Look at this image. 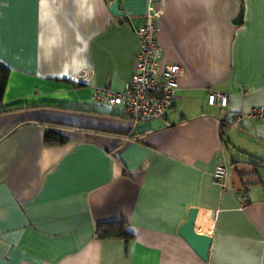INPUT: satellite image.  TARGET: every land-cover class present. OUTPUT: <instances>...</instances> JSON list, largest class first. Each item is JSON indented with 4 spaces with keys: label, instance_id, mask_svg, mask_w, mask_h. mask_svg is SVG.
<instances>
[{
    "label": "crops",
    "instance_id": "0c3cea01",
    "mask_svg": "<svg viewBox=\"0 0 264 264\" xmlns=\"http://www.w3.org/2000/svg\"><path fill=\"white\" fill-rule=\"evenodd\" d=\"M113 1L0 0V264H264V120L241 116L264 106V0ZM150 5L162 64L185 74L161 117L133 122L95 94L129 86ZM34 120L93 131L48 145ZM193 207L207 260L179 232ZM121 219L134 239L97 238Z\"/></svg>",
    "mask_w": 264,
    "mask_h": 264
},
{
    "label": "built area",
    "instance_id": "2783aa9c",
    "mask_svg": "<svg viewBox=\"0 0 264 264\" xmlns=\"http://www.w3.org/2000/svg\"><path fill=\"white\" fill-rule=\"evenodd\" d=\"M160 15V9L150 5L144 21L136 29L140 45L136 68L129 86L124 91L106 88L95 94L97 99L111 104L123 102L133 122L161 117L173 105L180 80L185 74V68L179 63L162 64L163 48L158 41ZM208 102L212 105L227 106L229 96L222 91L213 90L208 95ZM241 116L264 120V106L254 107ZM214 177L226 188L228 167L222 160L215 169Z\"/></svg>",
    "mask_w": 264,
    "mask_h": 264
},
{
    "label": "trees",
    "instance_id": "16d2710c",
    "mask_svg": "<svg viewBox=\"0 0 264 264\" xmlns=\"http://www.w3.org/2000/svg\"><path fill=\"white\" fill-rule=\"evenodd\" d=\"M9 68L0 62V114L4 112L3 100L5 95V90L7 87V82L9 78ZM39 122L42 125L47 126L45 143L48 145H60L68 141V137L63 134L59 129L63 128H74L77 127L81 130L93 131L89 128L82 126L69 125L59 122L45 121V120H34ZM121 136H127L132 138V133L121 134ZM243 190H247L248 186L244 183L241 184ZM128 221L126 219L121 220H112L109 222L101 223L96 228V236L99 239H108V238H118L129 242L134 239V234L128 228Z\"/></svg>",
    "mask_w": 264,
    "mask_h": 264
},
{
    "label": "water",
    "instance_id": "95a60500",
    "mask_svg": "<svg viewBox=\"0 0 264 264\" xmlns=\"http://www.w3.org/2000/svg\"><path fill=\"white\" fill-rule=\"evenodd\" d=\"M110 9L113 13L117 15H124L125 11L123 10L121 4L115 0L110 6ZM243 12L239 14L237 20L241 21ZM197 216V209L191 208L188 219L181 224L179 227L180 234L188 241V243L193 247V249L204 259L207 260L209 256L210 247L212 244V237L197 232L195 229V221Z\"/></svg>",
    "mask_w": 264,
    "mask_h": 264
}]
</instances>
